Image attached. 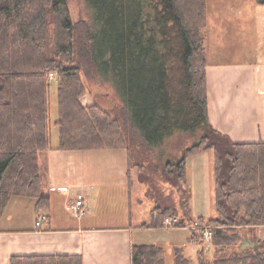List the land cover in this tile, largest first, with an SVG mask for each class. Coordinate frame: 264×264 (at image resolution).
<instances>
[{
	"label": "trees",
	"instance_id": "trees-1",
	"mask_svg": "<svg viewBox=\"0 0 264 264\" xmlns=\"http://www.w3.org/2000/svg\"><path fill=\"white\" fill-rule=\"evenodd\" d=\"M86 2L95 26L78 31L66 0H0V215L14 195L35 198L38 207L47 201L38 154L52 149L54 89L57 149L126 150L128 174L136 169L153 201L142 227H161L165 218L177 217L156 182L176 187L189 211L186 160L212 153L216 217L197 219L213 228L212 256L206 258L200 247L194 263L175 248L173 264H264V239L254 232L264 226V143H234L209 122L207 0ZM85 79L112 84L123 106L120 115L82 104ZM181 134L193 143L179 159L161 165L162 147ZM138 150L157 160L151 167L158 181L132 163ZM192 235L200 238L199 231ZM244 237L258 248L241 251ZM9 264H82V258L14 256ZM131 264H165L164 250L132 246Z\"/></svg>",
	"mask_w": 264,
	"mask_h": 264
},
{
	"label": "crops",
	"instance_id": "crops-1",
	"mask_svg": "<svg viewBox=\"0 0 264 264\" xmlns=\"http://www.w3.org/2000/svg\"><path fill=\"white\" fill-rule=\"evenodd\" d=\"M205 54L211 126L234 143H264V0H207ZM57 147L51 142V150L38 154L46 203L38 207L37 199L14 195L0 215V264L14 256L51 255H79L82 264H131L135 245L161 247L165 264H173L175 248L197 262L201 246L187 225L216 217L212 153L186 160L189 211L177 214L184 225L146 228L153 203L138 216L139 184L131 169L128 174L126 150ZM77 194L84 197L82 217L71 210ZM39 216L44 222L36 226ZM254 232L264 239V226ZM243 241L251 247L241 251L256 245Z\"/></svg>",
	"mask_w": 264,
	"mask_h": 264
},
{
	"label": "rangeland",
	"instance_id": "rangeland-1",
	"mask_svg": "<svg viewBox=\"0 0 264 264\" xmlns=\"http://www.w3.org/2000/svg\"><path fill=\"white\" fill-rule=\"evenodd\" d=\"M66 2H67L68 10H69L70 19L72 23L76 26L78 31L85 25L88 26L92 24L93 26H95V24L92 23L93 19H92L91 11L87 5L86 0H66ZM85 85L87 88V93L81 99V102L83 105H89L91 103H95L106 110H109V111L112 110L114 114L120 115L121 107L123 106L120 101V98L118 97L116 90L114 89V87L109 81L100 80V79L90 81V80L85 79ZM51 96H52L51 98V120L53 123L54 120L56 119V94H55L54 89H53ZM52 129H53V134H52L51 142L52 144H57L59 142L58 128L52 124ZM192 143L193 142L191 141L189 136L182 135V134L175 135L169 140H167L161 149L163 151V155L161 156V161H160L161 165H164L166 161L168 160L172 159V161H176L177 159H179L182 149L189 147ZM161 150L159 151L157 149L156 154H159ZM156 161L157 160H155L154 156H151V154H148L147 152H143L142 150H138V152L137 151L134 152L132 163L133 164L137 163L139 169L142 172H145L146 175L148 174L152 175V170H154V168L151 166ZM136 172H137L136 169L134 168L131 169L133 181H135L134 177L136 178ZM159 173H161V171ZM157 178L158 177L155 176L154 180H157ZM138 184H139L138 185L139 203L137 206V211L139 214L138 216L143 217L146 215L147 209L149 210L152 207L153 201L147 198L146 194L144 195V192L146 191L145 186L139 182ZM156 186L160 189V191L163 192L165 196L169 198V203L171 207L175 208L176 214H178V209H180V212L183 210L181 202L179 203V199H178L180 196V192L179 190H177L176 187L173 188L171 185L165 182H156ZM196 221L203 223V224L205 223L197 219ZM190 223L193 224L194 221ZM190 225H187L189 230H190L189 228ZM195 239L198 242V244L201 246V248H204L205 257L210 259V256L212 255L211 250H210L211 240L207 242L206 240L202 238H199V239L195 238Z\"/></svg>",
	"mask_w": 264,
	"mask_h": 264
},
{
	"label": "built area",
	"instance_id": "built-area-1",
	"mask_svg": "<svg viewBox=\"0 0 264 264\" xmlns=\"http://www.w3.org/2000/svg\"><path fill=\"white\" fill-rule=\"evenodd\" d=\"M83 201H84L83 195L82 194H77L75 196V199L72 202L71 210L73 211V214L76 217H82L86 213ZM43 222H44V217L43 216H39L36 219L35 224H36V226H40ZM179 223H180V220L177 217H168V218H165L162 221V226L163 227L178 226ZM190 229L193 230V231H199L200 232V237L202 239L206 240L207 242H209L211 237H212V233H211L210 229L208 228V226L204 225V224H202L200 222H194L190 226Z\"/></svg>",
	"mask_w": 264,
	"mask_h": 264
},
{
	"label": "water",
	"instance_id": "water-1",
	"mask_svg": "<svg viewBox=\"0 0 264 264\" xmlns=\"http://www.w3.org/2000/svg\"><path fill=\"white\" fill-rule=\"evenodd\" d=\"M245 247H251V246L246 241H244L241 245V249L243 250ZM253 247L255 250L257 249L256 245H254Z\"/></svg>",
	"mask_w": 264,
	"mask_h": 264
},
{
	"label": "bare ground",
	"instance_id": "bare-ground-1",
	"mask_svg": "<svg viewBox=\"0 0 264 264\" xmlns=\"http://www.w3.org/2000/svg\"><path fill=\"white\" fill-rule=\"evenodd\" d=\"M208 228L210 229L211 233L213 234V232H212V231H213V228H211V227H209V226H208ZM210 240H212V237H211ZM243 242H244V241H243ZM243 242H242V243H243ZM242 243H241V245H242Z\"/></svg>",
	"mask_w": 264,
	"mask_h": 264
}]
</instances>
